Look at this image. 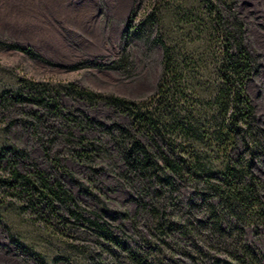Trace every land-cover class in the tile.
Returning a JSON list of instances; mask_svg holds the SVG:
<instances>
[{"label":"rangeland","instance_id":"1","mask_svg":"<svg viewBox=\"0 0 264 264\" xmlns=\"http://www.w3.org/2000/svg\"><path fill=\"white\" fill-rule=\"evenodd\" d=\"M228 1L134 0V9L139 10L134 26L145 22L143 31L130 41L123 36L102 56L79 59L74 65L56 63L36 55V51L5 49L0 44V152L12 146L23 149L26 157L12 158L17 167L23 172L37 169L45 173L50 184L60 183L76 199L84 217L75 222L63 209L53 213L46 204L40 212L35 211L34 198L19 197L0 185V264H132L128 251L140 253L150 246L164 250L163 240L154 232L156 204L170 220L176 215L173 208L186 210L194 203L202 207L195 218L205 220L207 205H222L218 195L186 174L175 177L173 189L166 187L155 200L164 179L161 170L152 181L139 177L130 182L127 158L109 134L67 121V115L72 114L113 131L131 128L129 113L106 101L93 104L70 90L76 87L149 103L161 78L164 45L174 38L196 58L202 70L197 80L219 81L215 71L223 27L214 20V8L231 20L235 15L243 23L245 46L257 63L246 88L255 108V126L263 132V147L251 158L242 137L229 152L232 164L250 160L254 177L264 184V0ZM228 4L235 14L229 13ZM123 55H128L129 67L113 68ZM47 91L54 94L49 96ZM209 92V88L202 90L204 95ZM19 93L24 100H18ZM6 95L13 99L10 103L4 100ZM51 96L59 102V114L48 108ZM83 136L99 140L105 154L88 158ZM140 140L150 143L145 135ZM209 157L212 161L204 158V163L213 169L212 182L218 185L225 162L213 152ZM9 158L0 162V178L6 175ZM107 230L127 250L110 243ZM245 234L248 242L264 253V229L260 233L248 226ZM195 241L190 238L187 246L200 244Z\"/></svg>","mask_w":264,"mask_h":264},{"label":"trees","instance_id":"2","mask_svg":"<svg viewBox=\"0 0 264 264\" xmlns=\"http://www.w3.org/2000/svg\"><path fill=\"white\" fill-rule=\"evenodd\" d=\"M227 10L235 14L232 5L228 4ZM138 14L139 10L134 9L125 24L123 36L127 41L142 32L146 24L134 26ZM213 15L215 22L223 27L219 36L221 57L215 71L219 81L197 80L202 70L196 58L174 38L164 45L161 78L155 95L149 97V103L76 87L70 90L93 104L106 101L118 111L132 116L133 126L121 127L117 131L72 114L67 115V121L84 129H99L109 134L127 158L130 182L139 177L152 181L156 172L161 170L164 179L155 200H159L166 187L173 189L174 178L184 174L220 197L221 206L207 205L208 218L205 220L195 218L202 207L194 203L186 210L173 208L174 220L168 219L166 211L156 204L154 232L163 240L164 250L150 246L140 253L128 251L132 264H264V253L248 242L245 234L248 226H254L260 233L264 229V184L254 177L250 160L245 163L239 159L232 164L229 152L242 137L246 138L251 158L263 147V132L255 126V108L246 88L248 80L255 74L257 63L245 46L243 23L235 15L232 20L230 16L227 18L216 8ZM16 49L30 53L27 49ZM128 58V55L121 56L113 68L126 69L129 67ZM207 88L211 92L204 95L202 90ZM47 94L50 96L54 92L47 91ZM51 97L48 108L59 114V102ZM17 98L24 100L20 93ZM4 100L10 103L13 99L6 95ZM143 135L150 143L140 140ZM81 142L86 145L88 158L105 154L99 140H88L83 136ZM212 152L225 162L226 169L221 173L223 177L218 185L212 182L213 169L204 163V158L212 161L209 157ZM8 156H11L10 162L6 175L0 178V185L19 197L34 198L35 211L40 212L41 205L46 204L50 212L63 209L75 222L84 220L76 199L60 183L50 184L45 173L37 169L23 172L17 167L12 158L26 157L23 149L5 147L0 152V162ZM54 204L58 206L54 207ZM105 234L110 243L127 250L110 231ZM190 238L200 244L187 246Z\"/></svg>","mask_w":264,"mask_h":264},{"label":"crops","instance_id":"3","mask_svg":"<svg viewBox=\"0 0 264 264\" xmlns=\"http://www.w3.org/2000/svg\"><path fill=\"white\" fill-rule=\"evenodd\" d=\"M133 11L134 0H0V44L74 65L115 48Z\"/></svg>","mask_w":264,"mask_h":264}]
</instances>
